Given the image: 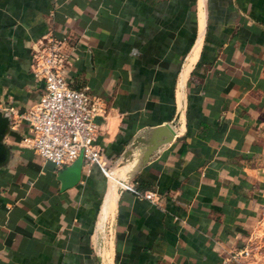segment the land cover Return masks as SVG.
Segmentation results:
<instances>
[{
  "label": "crops",
  "instance_id": "0c3cea01",
  "mask_svg": "<svg viewBox=\"0 0 264 264\" xmlns=\"http://www.w3.org/2000/svg\"><path fill=\"white\" fill-rule=\"evenodd\" d=\"M48 34L65 40L71 85L102 102V165L63 189L67 166L12 123L0 264H243L264 218V0H0L1 112L38 101L32 45ZM164 124L169 142L122 163Z\"/></svg>",
  "mask_w": 264,
  "mask_h": 264
},
{
  "label": "built area",
  "instance_id": "2783aa9c",
  "mask_svg": "<svg viewBox=\"0 0 264 264\" xmlns=\"http://www.w3.org/2000/svg\"><path fill=\"white\" fill-rule=\"evenodd\" d=\"M32 52V74L43 82V91L28 110L18 112L9 108L2 113L13 125L20 121L27 123L28 134L22 143L54 166H69L80 155L86 166L102 165L94 137L95 117L102 112L103 105L85 88L71 85L65 40L48 34L33 43ZM143 197L154 200L155 194L146 192ZM242 252L239 249L233 258L240 257Z\"/></svg>",
  "mask_w": 264,
  "mask_h": 264
},
{
  "label": "water",
  "instance_id": "95a60500",
  "mask_svg": "<svg viewBox=\"0 0 264 264\" xmlns=\"http://www.w3.org/2000/svg\"><path fill=\"white\" fill-rule=\"evenodd\" d=\"M11 121L10 118L3 114L0 111V168L3 167L10 155L11 147L8 146L4 142V138L8 134L10 127H11ZM156 131H168V136H164L161 141L156 140L155 141V134H143L142 136L135 137L132 142L130 143L128 149L123 154V160L122 163L126 162L127 160L131 159V153L135 151V149L142 145L144 146L143 152L140 156V162H143L149 158V156L162 144H165L169 142L174 135V131L172 129V126L170 124H164L163 126H160L156 128ZM81 168H82V156L80 155L72 164L65 167L59 174L58 179L61 183V188L66 189L73 185H75L81 175ZM123 183L122 180H120V185ZM119 185L118 192L121 191V186Z\"/></svg>",
  "mask_w": 264,
  "mask_h": 264
},
{
  "label": "rangeland",
  "instance_id": "374dc122",
  "mask_svg": "<svg viewBox=\"0 0 264 264\" xmlns=\"http://www.w3.org/2000/svg\"><path fill=\"white\" fill-rule=\"evenodd\" d=\"M111 176L113 177V174ZM240 249L243 251L240 256L243 264H264V218L259 223L256 232L249 235Z\"/></svg>",
  "mask_w": 264,
  "mask_h": 264
},
{
  "label": "bare ground",
  "instance_id": "6f19581e",
  "mask_svg": "<svg viewBox=\"0 0 264 264\" xmlns=\"http://www.w3.org/2000/svg\"><path fill=\"white\" fill-rule=\"evenodd\" d=\"M109 175H110V173H109ZM109 175H108V177H109V178H112V176H111L112 174L110 175L111 177H110ZM113 177H116V176L113 175Z\"/></svg>",
  "mask_w": 264,
  "mask_h": 264
}]
</instances>
